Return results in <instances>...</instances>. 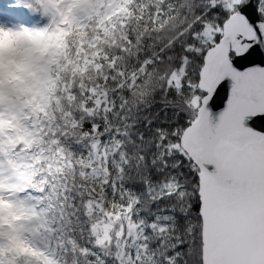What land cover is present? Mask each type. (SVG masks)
Instances as JSON below:
<instances>
[{
    "label": "snow or ice",
    "instance_id": "1",
    "mask_svg": "<svg viewBox=\"0 0 264 264\" xmlns=\"http://www.w3.org/2000/svg\"><path fill=\"white\" fill-rule=\"evenodd\" d=\"M245 6L224 0L222 11L219 0H203L183 30L179 63L161 78L165 107L146 124L163 173L150 191L170 213L151 223L172 250L165 264H264V19ZM255 11L264 14V0ZM215 101L223 107L213 118ZM136 202L129 195L127 208ZM13 247L30 250L19 237ZM135 257L152 262L143 243Z\"/></svg>",
    "mask_w": 264,
    "mask_h": 264
},
{
    "label": "clouds",
    "instance_id": "2",
    "mask_svg": "<svg viewBox=\"0 0 264 264\" xmlns=\"http://www.w3.org/2000/svg\"><path fill=\"white\" fill-rule=\"evenodd\" d=\"M148 2L152 3L153 0ZM155 2L163 11L161 16L155 17L154 24H149L148 13L151 9L148 8L129 20V23L136 27V33L133 34L136 44H143L141 37L149 40L150 43L161 45L169 36L175 38L168 26L161 27L164 24L163 18L169 15L165 0H155ZM67 6L68 0H43V4L36 5V12L45 19L40 25L16 22L8 24L0 20V53H3V61L0 63V133L3 134V139L0 140V155L4 157L6 166H12L14 170L11 188L5 185L2 189L10 195L3 197L0 209L3 210L5 219L10 213H16V218L11 223H0V264H28L30 260L35 262V258L18 252L13 247V239L16 237H23L33 246L44 249L48 255L55 256L60 264H63L61 249L80 236L76 230L79 227L76 220L69 221L70 214L82 207L80 194L88 192L93 184H100L108 175L99 166V155L95 152V144L90 154L83 159L78 154L68 152L67 148L63 150L67 152L66 157L63 154L56 155L60 144L55 143L51 133L58 132L61 136L65 131H68L69 135L73 132L79 133L78 128L65 129L63 125L72 121L69 113L73 111L75 105L72 101H67V97L76 96L73 85L76 84L80 74L74 72L71 65L66 64V49L52 46L53 33L59 28L72 27L64 24L60 15ZM94 7L98 5L83 3L76 6L72 13L74 23L78 22L77 17H82L85 23H90L89 11ZM45 8L47 11L44 10ZM141 15L145 19L142 20ZM72 40L73 36L69 34L67 54L75 62L78 57L73 49ZM136 44L132 47L135 48ZM106 51L113 50L106 49ZM145 51L155 54L151 48H146ZM147 58L145 55L144 59ZM137 60L143 63L139 57ZM164 63L165 61H161L160 64L153 63L152 68H161ZM121 67L127 69L125 77L117 79L115 85L101 84L97 89L98 94H103L106 88L109 90V105L113 104L111 90L114 87L124 85V88L130 89L131 92L141 90V81H137L136 87H133L127 75L134 70L142 76L140 68L130 63L125 56L123 60L117 62V68L112 73L114 78ZM104 71L107 72V68ZM86 75L94 80L95 69H91ZM156 83L162 85L163 81L157 78ZM117 96L120 97L117 103L120 107H125L124 103H121L124 100L123 89L117 93ZM150 99V96L147 97L146 102ZM128 102H134L131 94L128 96ZM120 107L112 111L107 123L110 125L118 123L115 117L120 112ZM87 135V132L81 133L80 138L83 139ZM55 140H59V136H56ZM118 146V144L114 145L110 152ZM132 151L133 155L129 157V161H136L139 150L133 146ZM145 151H147L146 147ZM121 155L123 156V153ZM65 160L71 163H65ZM93 160L98 162L96 166L92 171H85V168L92 165ZM132 169L133 163L129 162L128 173L124 175L125 180L135 178ZM121 175L114 173L113 177L119 179ZM49 184H51L50 188ZM65 188L68 189V196H64ZM29 189H43L38 192L39 200L26 198ZM73 199H77L76 205L72 204ZM21 201L23 204L20 203ZM41 203L43 207H40ZM50 203L56 204L57 207L49 215L46 209L50 207ZM60 210L64 211L63 217L56 215ZM109 223L115 225L119 221L113 220ZM112 231L116 232L118 228L113 227ZM34 236L35 240H33ZM107 237L108 233L105 232L103 237H98L93 243H101L103 248L107 249L108 245L103 243ZM41 238L46 239L48 244L42 243ZM72 246L80 247L76 243H72ZM121 251H123L122 245ZM82 264H92V262L84 257ZM120 264H136V257L123 256ZM141 264L144 262L142 261Z\"/></svg>",
    "mask_w": 264,
    "mask_h": 264
},
{
    "label": "trees",
    "instance_id": "3",
    "mask_svg": "<svg viewBox=\"0 0 264 264\" xmlns=\"http://www.w3.org/2000/svg\"><path fill=\"white\" fill-rule=\"evenodd\" d=\"M165 3L168 6L169 15L163 18L164 24L161 27L168 26L175 38L169 36L163 45L150 43L149 40H144L143 37H141L143 44H136L133 35L136 33V27L129 23V20L148 8L151 9L148 13L149 24H154L156 22L155 17L161 16L163 11L162 8L158 7L155 0L152 3H149L148 0H124L110 17L99 19V21L95 17H90V23H85L83 18L80 17V22H72L70 24L72 27L65 28L61 35L59 47L66 49L65 62L72 66L74 72L80 74L76 84L73 85L76 96L69 95L67 97V101H72L75 105L73 111L69 113L72 116V121L64 123L63 127L65 129L78 128L79 133L73 132L72 135H69V132L65 131L62 136L58 132L51 133L55 143L60 144V149L56 152V155L63 154L66 157L67 152L63 150L67 148L68 152L78 154L83 159L90 154L93 144H95V147H103L109 151L114 145H119L110 154L108 153L105 165L100 167L108 175L100 184H93L88 192L80 194L82 207L69 216V221L76 220L79 225L76 230L80 233V236L61 249L63 264H82L84 257H87V261L92 262V264H120L117 258L118 237L116 234L127 220L145 229L143 234L148 254L152 257L151 264H161V262L165 264V256L172 253V250L166 244L161 243L165 239L164 234L160 230L154 232L151 229V223L156 215L163 218V216L170 213L167 208L163 207L165 202L155 201L152 198L155 193L150 191V189L156 187V182L163 173L157 171L159 165L153 164L156 146L155 141L152 139L153 134L150 127L146 124L148 120L155 119L156 113L165 107L161 101L164 100L166 86L161 78L179 63L182 51L181 45L186 39H189L188 34H182L183 30L187 22L201 11L203 0H165ZM219 3L223 11L221 0H219ZM253 3L256 8L258 0H253ZM257 14L261 19H264V14L259 12ZM140 18L145 19L143 15ZM69 34L73 36L71 43L78 57L75 62L67 54ZM133 44H136L135 48L132 47ZM146 48L153 49L155 54L146 52ZM106 49H112L113 51L109 52ZM145 55L148 57L147 59H144ZM125 56L128 57L130 63H134L141 70L142 76L134 70L127 73L133 87H136L137 81H141V90L131 92L130 89L124 88V85L114 87L111 90L113 104L109 105V90L106 88L103 94H98L97 89L101 84L112 83L115 85L117 79L125 77L127 69L123 67L120 68L116 78L112 75L117 68V62L123 60ZM137 57L143 60V63L137 60ZM145 61H148V63H145ZM161 61H165L161 68H152L153 63L160 64ZM105 68H107V72L104 71ZM91 69L96 71L94 80L91 76L86 75ZM157 78L163 81L162 85L156 83ZM65 87H68V85H65ZM121 89H123L124 95V100L121 103H124L125 107H120V104L117 103V101H120L117 93L121 92ZM141 93H144V95L142 96ZM130 94L134 98L133 103L128 102ZM172 95L170 93L168 98L171 99ZM149 96L151 99L146 102V98ZM98 98L99 101L103 98L106 101L105 109L97 108L96 101ZM117 107H120V112L115 117L118 123L110 125L107 121L111 118L112 111H115ZM88 109L92 111L89 112ZM153 123L155 124L156 121H153ZM93 124L97 125L95 129L92 127ZM84 132H87L88 135L81 139L80 134ZM141 132L144 133L142 138L140 136ZM56 136H59V140H55ZM61 141H63V144H61ZM141 145H144L147 151H145V147H140ZM133 146L138 148L139 155L136 157V161H129V157L133 155ZM129 162L133 163L132 171L135 178L125 180L124 175L128 173ZM65 163H71V161L65 160ZM92 168L93 163L85 168V171H91ZM49 170H51V165H49ZM114 173H121L122 175L119 179H116L113 177ZM97 178L99 179V176ZM48 187L50 188L51 184ZM41 191L43 189H29L27 196L33 201L39 200L38 192ZM68 195V189L65 188L64 196ZM129 195L137 197V202L132 209L127 208ZM72 204L76 205L77 199H73ZM40 207H43L42 203ZM56 207V204L50 203V207L46 211L50 215ZM56 215L63 217L64 211L60 210L56 212ZM114 216L117 217L114 218ZM15 218L16 213L10 218L9 222L11 223ZM3 219L0 218V221H3ZM103 220L107 223L113 220L119 221L115 225L109 223L111 228L108 231L107 241L104 242L108 245L107 249H104L101 243H93V241H96L93 229L97 227V223ZM113 227L118 228V231L113 232ZM72 243L79 244L80 247H73ZM29 247L30 250L24 253L35 258V261L60 264L55 256L42 255L32 243L29 244ZM181 264H183V261H181Z\"/></svg>",
    "mask_w": 264,
    "mask_h": 264
},
{
    "label": "rangeland",
    "instance_id": "4",
    "mask_svg": "<svg viewBox=\"0 0 264 264\" xmlns=\"http://www.w3.org/2000/svg\"><path fill=\"white\" fill-rule=\"evenodd\" d=\"M124 1V0H68V6L67 9L62 11L60 13V15L63 17V23L66 25H70L73 21V16L72 13L74 12V9L76 6L83 4V3H87V4H92V5H98V7H94L93 9H91L89 11V17H95L98 19H103V18H108L110 17L111 14L114 13V11L118 8L119 4ZM221 2L224 4V0H221ZM19 4L22 8H26L28 9V7L26 5L28 4H35L36 0H0V20H2L3 22H6L8 24L13 23L12 20H9L7 18L6 15H10V7L13 4ZM18 6V7H20ZM33 12V11H32ZM36 15L33 14L32 17H26L24 16L23 18L25 20H29V19H34V22L36 21L37 25L43 24L45 22V19L43 17H41L36 11H35ZM36 19V20H35ZM17 20L18 23H22L21 20H19V18L14 19ZM81 18L77 17V21L80 22ZM26 23V22H24ZM77 23V22H75ZM65 28H59L55 33L52 34V40L54 41L53 43V47H59V41L61 39V35L63 34V32ZM64 30V31H63ZM3 61V53H0V63H2ZM15 61H13L14 63ZM19 78V77H17ZM37 100L39 99L38 97L36 98ZM99 100V98H98ZM102 101V103H100ZM99 101V104L96 103L97 108H102L105 109L106 108V101L103 99H101ZM33 103H35V101H32ZM3 139V134L0 133V140ZM107 150L106 148L103 147H95V152L97 155H99V166L103 167L107 161L108 158V153L110 154V151ZM103 153V154H101ZM93 168L96 166V164L98 163L96 160H93ZM93 168L91 169V171L93 170ZM13 167L12 166H6V162L4 160V157L2 155H0V203L3 202V197L5 196V192L2 190L3 187L5 185H7L9 188H11V181L14 179V175H13ZM29 200H32L30 197H26ZM21 204H23V202H20ZM15 213H10L7 217V219H5V214L3 212L2 209H0V218H4L3 221H0V223H10L9 220L10 218H12V216ZM27 214V213H26ZM117 216H114V218H116ZM5 220V221H4ZM131 225H133V223L129 222L128 220L125 221V225L121 226L119 232H117V244H118V253H120L121 255L118 256L117 258L119 260V263L121 262V256H135L136 252H137V245L139 243H143L145 244V236L143 233H140V226L136 225V228L133 229L131 227ZM110 225L109 223L105 222V220L100 221V223H97V227L95 229H93V232L96 236V240L98 237H103L105 232L108 233L109 229H110ZM135 237V239H134ZM108 238V237H107ZM21 239L25 240L27 242V244L29 245L30 242L26 239H24L23 237H21ZM36 237H33V240H35ZM107 241V239H105L103 241V243ZM41 242L44 244H48V241L44 238H41ZM121 245L123 246V251H121ZM37 248L38 252H41L42 255L45 254L46 256L52 257L50 255H48L44 249ZM143 251V250H141ZM28 264H49L47 261H44L42 263H39L37 261L33 262L32 260H30L28 262Z\"/></svg>",
    "mask_w": 264,
    "mask_h": 264
},
{
    "label": "water",
    "instance_id": "5",
    "mask_svg": "<svg viewBox=\"0 0 264 264\" xmlns=\"http://www.w3.org/2000/svg\"><path fill=\"white\" fill-rule=\"evenodd\" d=\"M255 6H254V3H253V0H248L246 2V6H245V12L247 14H250V15H256L258 16L257 12L255 11ZM253 58H257V54L255 53V50H254V53H253ZM223 107V105L219 102V101H215L213 102L212 104V113H213V118H215V116L217 115V113L219 112V110Z\"/></svg>",
    "mask_w": 264,
    "mask_h": 264
},
{
    "label": "bare ground",
    "instance_id": "6",
    "mask_svg": "<svg viewBox=\"0 0 264 264\" xmlns=\"http://www.w3.org/2000/svg\"><path fill=\"white\" fill-rule=\"evenodd\" d=\"M36 20V19H35ZM12 22H16L18 23L17 20H12ZM25 25H37L36 21L34 22V19H29L26 23H24Z\"/></svg>",
    "mask_w": 264,
    "mask_h": 264
}]
</instances>
